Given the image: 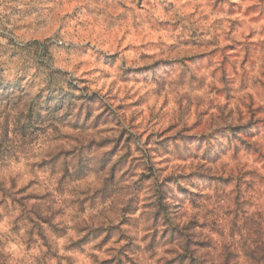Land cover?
Segmentation results:
<instances>
[{"label": "clouds", "instance_id": "9594fccd", "mask_svg": "<svg viewBox=\"0 0 264 264\" xmlns=\"http://www.w3.org/2000/svg\"><path fill=\"white\" fill-rule=\"evenodd\" d=\"M0 264H264V0H0Z\"/></svg>", "mask_w": 264, "mask_h": 264}]
</instances>
